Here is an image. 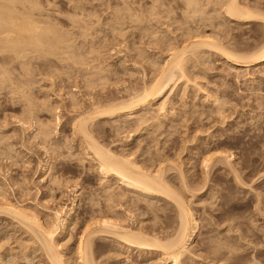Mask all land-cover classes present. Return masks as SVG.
Returning <instances> with one entry per match:
<instances>
[{"label": "rangeland", "instance_id": "374dc122", "mask_svg": "<svg viewBox=\"0 0 264 264\" xmlns=\"http://www.w3.org/2000/svg\"><path fill=\"white\" fill-rule=\"evenodd\" d=\"M20 1L26 3L25 5L23 3V5L27 6V8H28V9H25L26 8L25 7L24 8L25 10L32 11L33 13L36 12L35 13V15L37 14L36 15L37 17L35 16L36 18L41 17V18H43V19L40 18L41 20H45V21L47 20V23L48 22H50V24L52 23V26L53 27L55 26L56 29L58 31H60V33L62 35L66 34L67 35V36L65 35V37H67L66 39H68V40L70 39L69 41L71 43H73V44H69V41L66 40V41H68L67 44L70 45L73 48V50L75 49L74 51H76V52L78 51L77 54H79L83 48H84L82 50L83 52L86 50L87 51L89 50V53L84 52V55L82 56V59L84 61L83 57H85L86 54H88L89 56L87 55L86 57L89 60L85 57V60L87 59L88 61L82 62V64H81L82 68H81V67H79L80 64H78L79 66L78 65L75 66L76 64L73 62V64H75V65H73L71 59H70V61H67L69 59V56H70V55H68V53L64 54V55L67 54L68 59L66 56H64L61 53L60 55H57L59 57L56 58L57 57L56 56L55 59L53 58L54 56H52V55L50 56V54L47 55V56H49L48 58H47V56L42 57V58H46V60L42 59L40 56H39L40 58L39 57L35 58L38 56V54H37V56H35L36 55L35 54L34 56H32L33 57L32 58L31 54H30V56H29V60H31L30 61L31 63L29 62L30 65L28 63H25V65L28 64V66L23 67L24 66L23 63H22L23 66L22 65L20 66L21 63L18 62L17 60H15V61L20 63L19 65H18V63L14 62L13 60H12L13 62L11 61L10 56H12V54L8 55L6 53L7 54L6 56L3 54L2 55L0 54V56H2V57L4 56L3 58L0 57V59H5L2 61L0 60V62L2 63V66L4 64L6 65V66H3L4 69L8 65L6 63H9V65H8L9 67H7L8 68L7 71H9V69H11V70L9 71L8 78H10V80H11V77H12V79H13L10 82L9 79H6L5 77H3V80H5V81L8 80V81L5 84L3 83V85H2L1 83L4 81H2L1 79H2V76H4V75L3 74L1 75V73H3V72H0V75H1V77H0V89H1L0 90V143H1L0 144V187L4 188L3 190H6L5 193L7 194V197L12 202L17 203V204L20 203V205L29 208L31 212L34 211L35 214L38 213L37 215H39V218H41L42 221L45 220V222H46L47 219H45V218L50 217V218H48V221L49 222L52 221L50 223L55 224V221H54L55 220V217H54L55 214L53 215V213L56 212L57 210L58 211L60 210V212H61L60 214L63 215V216L61 215L62 218H68V220L74 222V224L70 225V227L68 229L69 232H67L66 234H61V237L59 236V240L61 241L62 249L65 247L63 249V254L66 256V260L70 261V262L67 261L68 262L67 264H76L75 263V262H77L76 256H75V254H73V253H75L73 250H75L76 246H77V242H76V241H78L77 240L78 239V236H77L78 231L77 230H80L81 228H82L81 230H83V228L86 227L85 222L89 221L90 218H92L90 221V225H94L95 223L99 222L98 216L101 217L102 212L105 211L106 208L107 209H109V208L107 207L108 202L107 203H106V201L104 202L103 197H106V196L104 195L103 191L101 189H99V191L97 190L98 188H100L99 185H101V184H99L101 182V180H99L101 178V176L98 173L96 174V172L93 169H90L89 166H91V164L89 162L86 163L87 162L86 160L85 161H79V159L83 160L84 154L86 152L85 151L86 145H83L84 142L82 141L81 136H78L79 134H76L73 132L72 124L74 121H76L80 117L86 116L85 115L86 112L88 113V111L91 110L90 114L93 113L94 112L93 110L95 109V108H93V105L96 104L95 102H97V104L95 105L96 107L99 105L98 106L99 109H101V108L105 109V106L108 103L114 104L116 101H119V100H120V102H122L123 100L125 101L127 98H129V100H130V98L132 99L134 97L133 95H135L136 89H137L136 93H138L139 91H142V88L144 87L143 81H146L145 84H148V83L150 84V81L152 82V79L154 78L153 76L157 72L156 69L157 70L160 69V67H158L160 65H158L157 68L154 70L150 69V71H152V72H149L148 68H150L151 64L148 65L146 63L147 66H145L146 64L144 65L143 64L144 61H142L141 59L146 58V56H149V55L150 56L152 55L153 59H154V55H155V58H156V54L159 52L158 51L159 47H158V45H156V47H158V48H155V43L162 40L159 38H163L166 41V38L168 39V34H169V36L173 35L172 37H175V35L176 36H179V35L184 36V33L189 32L190 31V25L193 26V24H192V22L186 23L187 21L182 20V21H185V23H183L184 25H180L182 23H181V21L180 22L178 21L176 23L179 25V27L182 26L183 28L181 29V27H180L179 28L180 30L177 31L178 28H174L173 24L171 23L172 18L171 19L169 18V21H168V18H167L168 15H170L171 12H173L172 10H174L173 8L171 10L170 7H168L170 5V2L172 1L171 4H173V5L175 4L173 7H175L176 9L178 7V9H180L182 11L180 5H182L184 0H182V1L179 0L180 1L179 3H178V0H171V1L170 0H165V1L163 0L164 2H162V0H160V2L156 1L157 3H160V4H161V2L165 3V6L163 7L164 9L162 8V10L160 9V11H163L162 17L164 18V20L166 17L168 23L166 20L164 22V20L162 18H161V20H162V22L165 23L164 24L165 26H163V24L161 23V20H160V22H158V24L152 23V25H154L155 31H153V27H152L150 30V34H148V33L146 34L145 30H144L145 33L142 31V28L144 27V25H142V23L140 25V23H139V22H141L140 20L142 19V17L140 16L141 19L137 18V20H136V17H137L136 15H138L137 13L141 10L138 9L139 10L138 11L135 8L136 7L138 8V5H141V6L144 5L143 8L145 9V11H148L147 9L150 8L148 5L149 4L152 5L151 3H153L155 0L154 1L152 0L153 2L151 0H145V1L144 0H81L80 1L81 3H78V0H72V2H71V0H20ZM73 1L75 4L73 3ZM146 1L147 2L149 1V3L147 5H145L147 3ZM150 1H151V3H150ZM174 1H175V3H173ZM176 1H177V4L179 6L176 4ZM247 1H252V2H250L252 4L263 3V5H264V0H247ZM31 3L33 5L35 3V6L37 7V9L34 6L33 10H32V7L29 10V6L32 5ZM126 3L127 4L132 3L135 8L132 7L131 4L127 5ZM76 6L78 8L80 6L84 7L85 10L82 8V11L84 10L83 12L85 14L83 12L81 13L80 10H76ZM124 6L125 7L131 6L130 7L131 11L133 9L134 12L133 11L127 12V7L125 8ZM141 6H140V9H142ZM129 7H128V10H129ZM121 8H122V10H120V11L123 14H121V12H118L119 9H121ZM22 9L23 8H21L20 12L23 13L25 10L23 9L24 10L23 11ZM123 9H125V13L123 12ZM169 9L171 10V12ZM178 9H177V11L175 10V13L173 12L170 15V17L172 16V17L181 18V11ZM35 10H37V11H35ZM168 10H169L170 14L167 15L166 13H168ZM28 11H26V12H28ZM26 12H24V13H26ZM86 12H89V13H86ZM74 13H76V14H74ZM116 13H119V14H116ZM127 13H128V15L130 13V15L124 16V14H127ZM143 13L144 12L142 9V16L144 15ZM148 13H149V11L146 14H148ZM176 13L178 14L177 16H175ZM179 13H180V17H179ZM77 14H78V16H77ZM132 14L136 17H133ZM92 15H93V18H92ZM115 15H118V16L115 17ZM120 15H123L122 16L123 20L121 19L122 22L121 23H120V21L115 22V21H117V19H115V18H118V17L122 18ZM140 15H141V12H140ZM148 15H150V14H148ZM165 15H167V16H165ZM128 17H131V18H128ZM138 17H139V15H138ZM83 18H85V20H81ZM124 18H126V19H124ZM133 18L135 19V23H133V21H134ZM112 19H113V21H112ZM219 19L220 18H218V21L220 23L219 25H221V23H222V24H224L223 27L221 25L219 28V25H218L219 29L217 27H215V28L212 27V28H214V30L217 28V30H215L216 33L218 31H220V32H218L219 35L221 34L220 36L218 35L219 39H221V36H223L222 39L224 41H225V38L226 39L229 38V40H232V45H233V41H235L234 49L237 48L236 53H238V54H240V52H241V54L242 53L243 54L244 53H246V54L255 53V51L260 49V47H262V45L264 44V37H263L264 34L261 35L262 31L260 34V30H261L260 28H262L260 26H262V24H260V25H259V23L252 24V25H254L252 28V26H250L251 24L238 26L235 22H231V23H229L230 25H227V27H228L227 28L226 24H225L227 22L225 20H222V18L220 20ZM86 20H87V22H86ZM128 20H130V21H128ZM82 21L84 24H86V26L84 28H83L84 24H82ZM152 21L157 22L155 17L153 18V16H152ZM128 22H131L134 25L131 24V26H130V23L127 24ZM169 22L171 23L172 26L169 24ZM97 23H99V24H97ZM116 23H118L117 24L118 26H116ZM136 23H137V25H136ZM159 23L162 25H160ZM126 24L129 25L130 27L133 26L132 28H130V30L132 29L131 32L129 30V27L126 26ZM167 24H169L171 26V28H170L171 30L176 29L175 32H177V33L175 34V32H174V34H173L172 31L168 27L169 25H167ZM186 24H189V25L187 26ZM89 25L91 27H89ZM178 25H176L175 27H177ZM80 26H82L81 31L79 30L80 28H78ZM92 26H93V28H92ZM113 26H115V28L119 27L120 30L114 29ZM121 26L127 27L128 29L124 28L125 30L122 32ZM135 26H137V27L135 28ZM141 26H143V27H141ZM166 26H167V29L166 28L164 29V27H166ZM186 26H187V29H189V30L186 29ZM248 26H249V28H248ZM94 27L96 29H94ZM110 27H112V29H110ZM221 27L224 29H222ZM225 27L227 29L228 34H226V31L223 32L225 30ZM210 28L207 27L206 29L205 28L203 29L204 32L207 33L206 35H208L210 32H212L209 34L210 36H211V34L213 35L215 33L214 30H212V29L210 31ZM89 29H91V30H89ZM158 29L159 30L161 29L162 31L161 30L158 31ZM220 29L223 30L222 31L223 33H221ZM84 30H86V31H84ZM114 30H115V32H114ZM128 30H129V32H128ZM138 30L139 31L141 30L143 32V33L142 32L139 33L141 35L140 36L141 40L139 39V34H138L139 31ZM184 30H186V31H184ZM152 31L155 33V35H154V33H153V35L157 38L156 40H154L155 39L154 38L153 42L151 40L152 38L150 39V36L151 37L153 36ZM156 31L158 33L160 32V35L162 37L160 35L159 36L157 35L159 37L158 38L156 36V34H157ZM165 31H166V35H164ZM169 31H171L172 35H170L171 33ZM208 31H209V33H208ZM82 32H83V34H85V37H87V39L85 37H82V35H81ZM117 32L120 33L121 35H122V33H124V35H126V36H124V35L118 36ZM127 32L130 34H128ZM181 32H182V34H179ZM224 33L230 37H227ZM133 34H134V36H133ZM90 35L92 36L91 38H89ZM144 35H146V36L144 37ZM147 35H149V39H150L149 41L151 44L150 45L151 48H149V45H148V47L146 45V42L148 41V38H146ZM214 35H216V34H214ZM127 36H130V37L127 38ZM142 36L145 39L142 38ZM164 36H165V38H164ZM214 37L217 38V35ZM231 37H232V39H230ZM142 39H143V41H146L145 43L143 42L144 45L142 44ZM85 40H87V41L92 40V41H90V43L94 42L97 45L94 43L90 44L87 41H86L87 42L86 43ZM157 40H159V41H157ZM127 41L128 42L130 41V43H128ZM149 41H148V43H149ZM154 41H156V42H154ZM93 44H94V47H95V45H96V47H98V48H96V47L94 48L97 51L99 50L98 52L95 51L94 49L92 50ZM139 44L141 45V47H139ZM80 45H81V47H80ZM89 45H90V47H89ZM131 45H132V48H130ZM134 45H136L135 48H134ZM75 46H76V48H75ZM142 47H144L145 50ZM133 48H134V50L138 49V48H139V50L142 49V51L141 50L140 51L142 53H144V55H145L146 51H148L149 53L146 52V53H148V55H145V57H144V55H142L140 53V51L136 53L137 55H135L133 53V51H134ZM152 48H155V49H152ZM82 51H81V53H82ZM99 52H101L100 55H99ZM134 52H136V50ZM94 53H97V54L95 55ZM209 53H211V55H213V56H211ZM32 54H34V52H32ZM132 55L135 57L137 56L136 58H138V59H136ZM139 55L143 56V57L142 58L138 57ZM157 56H159V55H157ZM206 56H208V57L204 56V57H202V59L201 58L199 59L201 62L204 61V63L202 64L203 67L200 66L199 64L195 63L197 66L198 65L200 66V67L198 66L199 69L194 64L193 66H195V68L197 67L195 70L196 72L193 70V69H195L193 67V68H191V73H189V74H191L190 76L193 79V81L194 82L196 81L195 83H198L200 80L202 83L199 82L198 84H200L201 86H203L205 84L204 88L205 89L208 88L206 90V93L208 92L212 95V98H211L212 101L206 102L208 104L207 105L206 103H204L205 101H207L206 97H204L203 95H200L199 97H197V96L195 97L194 93H192L194 100L191 99V101H193V103L191 102V104L189 106H187L188 109L186 107H185L186 109L184 107L182 109V102L181 101H180L181 103L178 102V105H179V110H183V112L185 111L184 113H187V114L192 113V111L195 112L198 110V112H196L198 115L196 113H194V115L196 117L197 116L199 117V115L201 114L199 112L201 110H202L201 112L205 111V112H203V115L205 113V114H207V116L204 115L206 117L205 118V117H202L203 115L201 114L200 115L201 116L200 122H203L205 124H207V123L209 124V122L211 121L210 122L211 124H209V125L212 127H213V125H215L213 128H215V127L216 128L213 129L212 127H210L208 125H207V128L210 127L209 129H212L211 130L212 132L209 129H208L210 131L209 133H208V131H204L205 129L203 128L204 129L203 130L201 128V126H200V128L202 130L201 129L196 130V128H199L198 126L195 128H192L191 130H186L184 127L185 123L179 122L181 125H177V126L174 125V128H173V129H175L177 127L176 128L177 131H176V129L172 131V128H171V130H169V131H172L171 132L172 135L170 134L171 136H169V132L167 129L170 127V125H169V123H166V125H169V127L167 126L168 128L166 127L167 129L165 128L166 129V131H165L164 127L166 125H164L162 130L165 131L164 134H166V132H167V135L159 136V132L162 130H160L158 132L155 131V134L153 135L154 136L153 137L154 140H153L152 137H149V136H151V134L153 132H151V133L148 132V133L143 134V131H142V129H140L139 126H134L137 123L136 122L134 123L132 121V118H128L127 116H124V115H122L121 117L117 116V118L114 117L111 119L110 118H107L105 120L102 119V120L98 121L99 123L97 122V124H92L91 129L93 131V128H95L96 127L95 125H97V127L94 129L97 132L93 131V133L96 137V138L95 137L94 138L97 139L98 142L101 143V145H104L105 148L108 147L111 150H113V152L114 151L118 152L117 154H120V152H121V154H123L122 152H125V154L127 153L126 155L132 156V159H135L138 162L140 161L139 162L140 165L143 164L145 166V163L147 164L149 162L147 159V158H149L150 162H152V163L156 159L157 161L156 160L155 161L158 162L157 164H159L162 167L161 163L164 161L163 159L165 158V156L167 158L168 157L170 158V159L169 158L167 159L168 162L171 161V162H169V167H167L168 162L166 163V160L163 162L164 165L162 168H164V166L167 169L170 168V170H168L167 173L165 171V175H166V177L169 176L168 179H170L171 181H174V182H170V180H169L170 183H174L173 185L179 191V192L177 191L178 194H180V191H181L182 194H180V196L184 197L183 199H185V202L193 210V212L195 213V217L198 221L197 236L192 241V244H191L190 250H189V254L187 253V255H186L187 257H185L186 260L184 259L182 264H193L192 263L193 260H194L195 264H264V77H263L264 74L261 73L262 74V76H261V74H259L260 72H259L258 68L248 69V71H249L248 74H250V75H247L246 72H248V71H246V69L245 70L243 69L244 72H242V73H241L242 69L236 71V72L240 71L239 73H236L233 69H231L233 71L230 70V66H227L228 64H226V62L223 59L219 58L215 54H212V52H208L206 54ZM94 57H95V59H93ZM131 57H133L134 60ZM209 57H211V58H209ZM215 57H217V58H215ZM6 58L7 59L10 58V59L7 60ZM62 58H64V61H62L63 60ZM98 58H99V61H97ZM139 59L143 62V63L141 62L142 65H140V62L137 63L138 61H140ZM209 59H210L211 63H209L210 62ZM36 60H37V62H34ZM93 60H95L96 63ZM5 61H7V62L4 63ZM10 61L12 64H10ZM90 61H92L93 63L92 62L89 63ZM134 61L135 62L137 61L136 62L137 64L134 63ZM207 61H209V62H207ZM46 62H48V63H46ZM205 62L208 63V65ZM14 64H15V66H14ZM83 64L84 65L87 64L85 66V67H87L86 73L84 71L85 67L82 66ZM99 64L101 67L99 66ZM2 66H0L1 70L3 68ZM92 66H93V69H91ZM95 66L97 68L99 66L98 69H101V71H103V73H101L98 69L97 70L99 71V74L96 75V73L95 74H94V72L92 73V71H90V70L94 71ZM190 66H191V64H190ZM190 66H188V67H190ZM17 67H18V69H17ZM74 68H76V69H74ZM77 68H79V69H77ZM153 68H155V67H153ZM209 68H210V70H209ZM211 68L213 70H211ZM227 68H229V69H227ZM4 69L2 71H4ZM23 69H25V70H23ZM26 69H28V72ZM88 69H89L91 74L88 72ZM97 70H95V71H97ZM106 70H108V71L111 70V71L108 72ZM153 71H155L154 74H153ZM192 71H194L195 74L192 73ZM201 71H203V74L201 73ZM11 72H12V76L10 74ZM25 72H27L28 75H26L27 73H25ZM29 72H31V73L29 74ZM146 72H147V74L144 76L146 77L148 74L149 75L146 78H144L143 74ZM87 73L89 75H93V77L95 76L94 78L92 76L89 77L90 80L93 78L90 81V83L94 80H95V82L96 81L99 82L100 80L104 79L103 77H105V76L101 77L100 75H102V74L106 75L107 77L104 80L105 82L103 81L105 84L102 82L101 85H98V82H96V83L92 82L91 86L93 84V87H91V86L89 87L88 84H90V83L88 80L89 78L87 77L89 75H87ZM150 73L152 74V76H150L151 75ZM197 73H199V74L201 73V76L198 74L200 76V77L198 76L199 80H198V78H196ZM208 73H209V76L207 75ZM244 73H246V74L244 75ZM237 74H239L240 76L238 77ZM24 75H26V76H24ZM84 75H87V76H84ZM194 75L196 77L193 78L192 76H194ZM148 77L150 80L148 79ZM150 77H153V78H150ZM86 78H88V79H86ZM99 78H101V79L98 80ZM195 79H197L198 81ZM27 80L28 81L30 80L32 82L30 87H28V85H30L29 83L23 82V81L26 82ZM12 81H14V82H12ZM106 81H108V82L106 83ZM74 82H76V83H74ZM11 83H13V84H11ZM23 83L25 84V87H28V88L22 87V86H24ZM8 84H9V86H7ZM94 84H97L98 86L97 85L95 86ZM4 85H6L7 87ZM14 85L18 86L17 89H16V86H15V89H12V87L14 88ZM181 86L182 87L180 89L177 87L174 89L175 90L174 92L179 90L178 91L179 93L176 92V94L178 93L177 97H176V99H178V100H181L182 94L180 95V93H182L181 89H183L185 84L184 85L182 84ZM19 87H21V88L19 89ZM22 88L26 89V91L28 93L26 91H24ZM18 89L21 92H24L26 95L28 94L27 100L25 102H23V100H25V98L22 99L24 93H21L20 91H18ZM28 89L29 90L31 89L30 90L31 95H30V92ZM189 89H191V88L189 87ZM8 90L10 92L11 91L14 92L17 90L19 92V95H18L17 91L14 92V94H12L13 92L10 93ZM174 92H172V93H174ZM130 94L132 96H130ZM29 95L33 96V99L35 101V103H34V101H32L30 103H33L34 105L38 104V103L40 104V105L38 104L39 105L38 107H37V105H36V107L34 106L35 112L38 111L37 116H39L40 121L43 120L44 122H47L49 120H52L53 116L55 118L54 124H55V129L57 128L55 130L56 132L54 131L55 134L54 135L52 134V136L50 137L52 139L51 140L48 139V142H46V145H44V146H43L41 136L40 137L36 136L38 133L37 128L39 126V125H37L38 120H39L37 117L34 116L37 119H35L34 117L30 119L32 125L30 123H28V124L26 123L27 126H26V124L24 126H22V124L20 125V123H21L20 120L22 118H26V116H28V112L25 111V110H28V108H24L23 104L25 106L27 101L29 102V101L33 100L32 97L31 98L29 97ZM72 95H75V97L77 98V103H78V101H80L79 102L80 104L78 103L77 106L72 107L69 104V101L72 104V100H70V99H72V97L75 99V97ZM8 96H10V97H8ZM17 96H19V98ZM20 96H21V98H20ZM172 96H174V95L171 94L170 97H172ZM203 97H204V100H203ZM28 98L31 100H29ZM216 98L218 99V101H217L218 104H215V102H214L216 100ZM20 99H22V100H20ZM225 99H226V101H224ZM178 100H176V102ZM199 100L203 101V103ZM17 101H18V103H21V104H17ZM42 102H43V104L44 103L48 104V107L49 106L53 107V105H54L56 107V110L53 109L54 114L53 113L50 114L51 112L46 110V108H48L47 105L46 106L42 105L43 107L44 106L46 107L44 110V108L41 106ZM92 102H93V105H92ZM199 102H200V104H199ZM203 104H205V105H203ZM211 104H213L212 105L213 107H211ZM27 105H28V103H27ZM102 105H103V107H101ZM171 105L172 104L168 105L169 109H170V107H172ZM193 105H194V107H193ZM79 106H81V107H79ZM195 106H197V107H195ZM200 106L202 107V109ZM39 107L40 108L42 107L41 109H43V111ZM55 107H53V108H55ZM206 107L207 108L210 107V108L207 109ZM37 108H38V110H37ZM57 108H59V109L57 110ZM72 108L74 109V111L75 110L76 111L74 112ZM77 108H79V109H77ZM98 108H96V109H98ZM191 108L192 109L194 108V110H192ZM176 109L178 111L177 105L175 106V111H176ZM77 110L80 112V113L78 112L79 114H77ZM212 110H213V112H212ZM40 111L42 112V113H40L42 116L39 114ZM44 111L47 112L49 115L46 114ZM22 112L24 114H22ZM81 112H82V114H81ZM83 112H85V113H83ZM184 113H183V115H184ZM55 114H56V117H55ZM136 114L139 115L140 111H136L135 113H133V116H137ZM87 115H89V113ZM183 115H181V116H183ZM18 116L19 117L23 116V117H21V119H20ZM123 116H124V118H122ZM50 117H51V119H50ZM77 117H79V118H77ZM126 117L129 120L126 119L128 122L125 121V123H124L123 120H125ZM196 117L194 118L195 120H196ZM75 118H76V120H75ZM118 118H119L118 123L113 122L115 124L117 123L116 125L111 123L112 121H117L116 119H118ZM57 119H59L58 123H56ZM113 119H115V120H113ZM194 119H192V121L189 123V125L192 124ZM197 119H199V118H197ZM32 120H34V121H32ZM108 120L110 121V123H108L109 122ZM133 120L135 121V119H133ZM35 121L37 122V124ZM151 121H153V120H151ZM224 121H225V123H224ZM34 122H35V124H34ZM100 122H101V124H100ZM126 122H127V124H126ZM109 124H112L115 127L111 126ZM130 124H132V126L134 128L136 127V129L134 130V129L130 128ZM93 126H95V127H93ZM178 126H180L181 128ZM53 127H54V125H53ZM220 127H221V129H220ZM137 129H138V131H137ZM139 130H141V131H139ZM153 130H154V127H153ZM198 130H200V131H198ZM57 131H58V133H57ZM132 131H135V132H132ZM128 132L131 133L132 135L134 133V135L131 136ZM187 132H188V134H187ZM205 132H206V134H205ZM222 132H224V133L222 134ZM173 133H175V134H173ZM215 133L217 136L223 135L219 139H223V140L226 139V141H228V142L230 140L229 143L225 142L223 144L224 147L221 146V148L219 149V152H222L223 150H225V152H224L225 155L227 153V155L229 154L228 156H232L231 159H229L230 163L229 162H224V163H229V165L232 163L231 165H233V166H231V165H230V167L228 165L226 166L225 164H223V162H222L223 165L213 163V165L211 164L213 167L210 165L212 169L209 167V170H207V168H205L206 169L205 170L203 168V167H205V165H204V163H201V162H203L201 160L206 154H208V153H206V151H207L206 148L209 146V144H212L210 146L214 145L215 142H214V140L209 139V135L211 134V135L215 136ZM146 134L147 135L149 134V135L147 136ZM196 134H198V135H196ZM34 135H35V137H34ZM128 135H130L131 137ZM206 135H208V136H206ZM187 136H189V139H186V138H188ZM194 136H196L198 138H196ZM156 137H158L160 139H165V138L168 139L167 144L164 143L165 140L164 141L161 140L163 142L162 144H164L166 147H161V146H163L162 144L158 145L157 141L155 140ZM193 137H194V140L196 139L194 142H193ZM127 138H128V140L130 138V141H128ZM176 139H177L176 144H174L175 143L174 140H176ZM182 139L184 141L187 140V142L183 143L184 141H182ZM152 140L155 142H153ZM201 141H203V143L206 141L207 144L205 142L204 147H203V146H201V144L203 145V143ZM172 142H174V143H172ZM65 143H66V145L67 144H69V145L66 146ZM81 143H83V144H81ZM58 145L60 147L62 146L63 148L62 147L60 148ZM185 145H187V146H185ZM50 146H52V147H50ZM183 146H185V147L182 148ZM5 147H7V149H5ZM8 147H10L9 150L13 154L11 152H9ZM202 147L204 148V150L201 152L200 150L203 149ZM59 148H60V150H59ZM160 149H161V151H159ZM221 149H223V150H221ZM7 150H8V152H7ZM13 150H14V152H13ZM55 151H58V152L56 153ZM146 151H149L151 153H148ZM128 152H131V153L129 154ZM145 152L148 153L150 155V157ZM207 152H209V151H207ZM214 152H215V150H214ZM214 152L212 150L211 154ZM217 152H218V150H217ZM58 153L60 155H58ZM81 153H84V154H81ZM201 153H205V154L203 155ZM70 154L71 155L74 154V156L73 155L71 156ZM78 154H79V157H78ZM131 154H133V155H131ZM200 154L202 155V157ZM222 154H223V152H222ZM61 155H63L62 157L63 158L65 157V158L63 159L61 157ZM159 155H160V157H159ZM80 156H81V158H80ZM151 156H154L155 158L152 157L154 159H151ZM156 157H158V158H156ZM161 157H164V158H161ZM160 160H163V161H160ZM83 162H84V164H82ZM143 162H145V163H143ZM150 162L147 164L148 166L150 165ZM214 164H215V166H214ZM86 168L88 170L90 169L91 171L89 170V172H88V170ZM180 169H181V171H180ZM48 170H49V172H48ZM50 171H52L53 173ZM182 172H183V174H185L184 175L185 179H183V180L185 181L187 179L186 180L187 182H185V184H188L189 189L185 186V184L183 183V181L181 179V177L183 175L180 177V174ZM207 172H209L208 175H206ZM49 173H50V175L55 174L57 176V178H59L58 176H61L60 177L61 180H62V177L64 179L62 181L64 184L63 186H65V187L62 186L63 189L61 188V190H62V191L60 190L61 193H60V191H55L53 193L54 198H57L56 200H57L58 204L61 206V208H59L60 206H56L55 203L52 204V201H49L50 198L46 197L47 188H45V187L48 184L46 181L50 180ZM48 175H49V178H48ZM46 177H47V179H45ZM23 180L26 181L27 184ZM65 182H68V184ZM17 183H18V185H17ZM77 185L78 186L80 185V187H82L81 189H83V190L77 189V188H79ZM182 185L185 186V189L183 188ZM76 189L79 192L84 191V192H81L82 195H80V197L79 196L76 197L77 196ZM116 191L117 190H114V192H116ZM126 192H125V190L122 192L123 194L124 193L126 194V196L124 195L125 197L123 196L122 193H121L122 196L120 195L122 198H120V196H118L120 198V200L118 197H116L115 198L116 200L113 199L111 202H109V204L111 203L110 205L112 207L108 210L109 212L106 211V213H105L106 215L103 212V214L105 216H107L108 218L109 217L113 218V220H116V218L118 216H122L123 218L121 217L119 219V217H118L117 221L120 223L124 222V224L122 225L124 228L127 227V229H129V228L132 229V227H133V230L139 228V230H137V231H140L143 234L146 233L145 234L146 236H147V234H149L150 235V236L148 235L149 237H154L156 235V237H154V238L158 237V239H160L162 241L169 240L170 236L173 235L172 233H174V235H175V233H176L175 231H177L178 228L180 227L179 226L180 221H179V216H178L179 211H177V207L175 206V204H173L174 202H172V201L168 202V200L163 199L161 197H158V198L157 197H148V196H144V195L142 196L141 194L139 195L138 193H134V192H130V191H126ZM101 194L103 197L100 196ZM115 194H119V192L118 193L116 192ZM106 200H107V197H106ZM88 201L90 204L88 203ZM116 201L118 204L119 203L120 204L118 205L116 203ZM94 203H95V205H93ZM113 203H115V204L113 205ZM104 204H105V206H104ZM71 206L73 207V209ZM113 206H115V208ZM92 207L93 208L95 207V208L93 209ZM103 207H106V208H104V210H103L102 209ZM33 208L35 210H33ZM112 208H114V212L112 211L113 210ZM98 209H99V211H100V209L103 211L99 212ZM0 210H2L1 207H0ZM94 211H97L96 213L98 214V216ZM115 211H116V213H115ZM4 212L6 213L7 211L4 210ZM111 212L114 214H112ZM108 213H110V214H108ZM10 215H8V212H7V214L0 213V258H1V260H3V262L1 261V264H3V263L4 264H48L46 257L43 255L41 257L42 252L40 253L41 249H39L40 248L39 243H37L36 242L37 240L35 238H33L34 237L33 234L30 235L31 232H29L28 228H27V231L29 233L26 231V228H25L26 226L23 222H20V223H23L22 225L25 227L20 225V223L18 222L19 219L18 220H16L17 218L14 219V217L12 215H11L12 216V218H11ZM64 215H65V217H64ZM95 215L98 217V220L95 219V217H96ZM105 216L102 215L100 220H103L102 218H104ZM93 217L95 219L94 220L95 223H92ZM107 217H105V219H108ZM114 217H116V218H114ZM75 219L78 222H76ZM122 219H123V221H119ZM77 223H78V226H77ZM82 224H84L85 226ZM87 225H89V223H87ZM75 226H76V228H75ZM78 227H80V228H78ZM31 236H33L32 238L34 239V241H33V239H31ZM173 237H171V238H173ZM114 239L115 238H113V239L112 238H109V239L108 238L107 239L102 238L101 241L99 240L98 243H100L99 245H101V247L97 244V250L99 249L98 251L101 255L98 253V255H97L98 258H96V264H172V263L166 262V261H164L166 263L162 262V258H159V256L161 257V255H162L160 253H156L157 255L155 253H154V255H152L151 253L149 255H147L149 252L141 251L139 249H134V248L130 247L132 249L131 250L127 245H125L124 243L121 242L122 240L120 241V239H116V240H114ZM34 242H36V244ZM66 243H67V245L64 246ZM119 243H120V245H118ZM122 244H124V245H122ZM98 246H99V248H98ZM124 246H127V247H124ZM121 247H123L122 250H121ZM127 248L130 249V251ZM37 250H39V252H37ZM33 251H35V252H33ZM127 251H129V252H127ZM145 252H147V253H145ZM141 253H143V255H141ZM74 260H75V262H74ZM97 260H98V262H97ZM189 261H191V263H189Z\"/></svg>", "mask_w": 264, "mask_h": 264}, {"label": "bare ground", "instance_id": "6f19581e", "mask_svg": "<svg viewBox=\"0 0 264 264\" xmlns=\"http://www.w3.org/2000/svg\"><path fill=\"white\" fill-rule=\"evenodd\" d=\"M81 0H78V3H81L80 2ZM145 1V0H144ZM152 1V0H151ZM151 1H150V3H151ZM154 1V0H153ZM152 1V2H153ZM160 2V0L158 1V0H155L153 3H151L152 5H148L150 8H148L147 10L149 11V13L148 14H150V15H148V14H146L148 11H145V9L143 8L144 7V5L143 6H141V5H138V8L136 7H134L133 6V4L132 3H129V4H127V5H130L131 4V6L132 7H134L136 10H141V11H137L138 13V15H139V17H138V15H136V16H134L133 14V17H136V20H137V18L138 19H141V17H142V19L140 20L141 22H139L140 23V25H141V23H142V25H144V27L143 26H141V27H143L142 28V31L144 32V30L146 31V34L148 33V34H150V30H151V28L153 27V31H155L154 29V25H152V23H157L158 24V22H160V20H161V18L164 20V18L162 17L163 15V11H160V9L162 10V8L165 6V3H162V2H164L163 0H162V2H161V4L160 3H157V2ZM171 1V0H170ZM169 1V2H170ZM182 1V0H181ZM39 2V1H38ZM71 2H72V0H71ZM141 2V1H140ZM147 2V1H146ZM180 1L178 0V3H179ZM250 2H252V1H247V0H184V2L182 3V5H180V7H181V9H182V11L180 10V9H178V7H177V9L178 10H180L181 11V18H178V17H170V15L174 12L175 13V10L177 11V9L175 8V7H173L174 5L173 4H171L172 3V1L170 2V5L172 6H168V7H170V9L172 10V8L174 9V10H172L173 12H171V10H170V12H171V14H170V12H169V10H168V13H166L167 15L168 14H170V15H168V21H169V18L171 19V23L173 24V26H174V28H178L177 29V31L178 30H180L179 28L181 27V29L183 28L182 26H180L179 27V25L176 23V22H180L181 21V23L182 24H180V25H184L183 23H185V21H187L186 23H188V22H192V24H193V26H191L190 25V31L189 32H186V33H184V36H181V35H179V36H176L175 35V37H172L173 35H172V33L174 34V32H175V30H171L170 28H171V23L169 22V24L171 25H169V24H167V25H169L168 27H169V29L172 31V33H171V31H169L171 34L170 35H172V36H169V32L167 33L168 34V39L166 38V41L163 39V38H159L158 36L160 35V32L158 33L157 31H156V36L159 38V39H162V40H157V41H159V42H156V41H154V42H156L155 43V48H158L159 50V52L156 54V58H155V55H154V59L152 58L153 56L151 55H149V56H146V58H143V59H141L143 56H140L141 54L142 55H144V53H142L141 51H142V49H140L139 50V48L138 49H135L136 50V52H134L135 50H134V48L136 47V45H134V48H133V53L135 54V55H137L136 53L137 52H139L140 51V55L138 56V57H141L140 59L142 60V61H144V63L140 60V61H136L137 63H139L140 62V65H142L141 64V62L145 65L146 63L149 65V64H151L150 65V68H148L149 69V72H152V71H150V69L152 70H154V69H156L157 68V66L158 65H160V66H158V67H160V69L159 70H157L156 69V73H155V71H153V74L155 73V75L153 76V77H150V78H153L152 79V82L150 81V84L148 83V84H145V82L146 81H143L144 82V87L142 88V91H139L138 93H136L137 92V89L135 90V95H133L134 97L131 99L130 98V100H129V98H127L125 101L123 100L122 102H120V100L119 101H116L114 104H106V106H105V109H102L101 107H103V105L100 107L101 109H99L98 108V106L96 107L95 105L97 104V102H95L96 104L95 105H93V102H92V105H93V108H95L93 111V113H91L90 114V111H88V113H89V115H87L88 113L86 112H83V113H85V115L86 116H82V117H77V118H79V119H77L76 120V118H75V120L76 121H74L73 122V124H72V130H73V132L74 133H76V134H79L78 136H81V139H82V141L84 142V144L83 143H81V144H83V145H86L85 147V154L84 153H81V154H84V157H83V160H80L79 159V161H87L86 163H90L91 164V166H89L90 167V169H93L95 172H96V174L98 173L100 176H101V178L99 179V180H101V182L99 183V184H101V185H99L100 186V188H98L97 190L99 191V189H101L102 191H103V193H104V195L107 197V200H106V197H103L102 196V194L100 195V196H102L103 198H104V202L106 201V203L108 204H106L107 205V207L110 209L112 206L109 204V202H111L113 199H115L116 197H118V196H120L121 195V193L125 190V192L126 191H130V192H134V193H138L139 195L141 194L142 196L144 195V196H148V197H161V198H163V199H166V200H168V202L170 201H172V202H174L173 204H175V206L177 207V211H179V228H178V230L177 231H175L176 233H175V235H174V233H172L173 235L172 236H170V239L169 240H164V241H162V240H160V239H158V237L157 238H154V237H156V233L154 234L155 236L154 237H149L150 235L149 234H147V236L145 235V234H143L142 232H140V231H137V230H139V228L138 229H135V230H133V227H132V229H127V227L126 228H124L122 225L124 224V222L123 223H120V222H118L117 221V219H118V217H119V219L122 217V216H118L117 218L116 217H114V218H116V220H113V218H108L107 216H105L106 214V211H108L109 209H107L106 207H103L102 209L104 210V208H106L105 209V211H103V210H101L100 209V211H99V209H98V211L99 212H104V214H103V212H102V214H101V217H102V215L103 216H105V217H107L108 219H105V217L104 218H102L103 220H100V216H98V214L96 213L97 211H94L96 214H97V216L99 217V222H97V223H95V219H97L98 220V217L96 218L95 217V219H94V217H93V222L92 223H95L94 225H90V221H91V219L92 218H90V220L89 221H87V222H85L86 223V227H84L83 228V230H77L78 232H77V236H78V241H76L77 242V246H76V249L75 250H73L75 253H73V254H75V256H76V261L77 262H75V260H74V262L76 263V264H96V258H98V253H99V249L97 250V244L99 245L100 243H98L99 242V240L101 241V239L102 238H115L114 240H116V239H120V241L122 242V243H124L125 245H127L129 248L130 247H132V248H134V249H139V250H141V251H147V252H149L147 255H149L150 253L152 254V255H154V253L156 254V253H160V254H162L161 255V257L159 256V258H162V262H164V261H166V262H170V263H172V264H182L183 263V261H184V259H185V257H187L186 255H187V253L189 254V250H190V246H191V244H192V241L194 240V238L197 236V233H198V221H197V219H196V217H195V213L193 212V210L189 207V205L185 202V199H183L184 197H181L180 196V194H182L181 193V191H180V194H178V190H177V188H175V186L173 185L174 183H170V182H174V181H171L170 179H168L169 178V176H167L166 177V175H165V171H166V173L168 172V170H170V168H166L165 166H164V168H162L163 167V162L166 160V163L168 162V158L165 156V158L164 157H161V158H164L163 160H160V161H163L161 164H162V167L159 165V164H157L158 162H156L155 160L153 161V163L152 162H150V160H149V158H147L148 159V161L150 162V165L148 166L147 164L149 163H145V162H143V163H145V166L142 164V165H140V161L138 162V161H136L135 159H132V156H130V155H126L125 154V152H122L123 154H121V152H120V154H117L118 152H113V150H111L110 148H105L104 147V145H101V143H99L98 142V140L97 139H95L96 137H95V135H94V133H93V131L94 132H97V131H95L94 129L97 127V125H95V126H93V127H95V128H93V131H92V124H97V122L98 121H100V120H102V119H107V118H114V117H116L117 118V116H122V115H124V116H127L128 118H132V121L135 123H137L136 125H134V126H139L140 127V129H142V131H143V134H145V133H148V132H153L152 134H151V136H149V137H152V139H153V135L155 134V131L156 132H158V131H160V130H162L163 129V126L164 125H166V123H169V125H170V127H169V125H166L165 127H164V130L166 131V129L168 130V132H169V136H171L172 135V131L173 130H175V129H173L174 128V125L175 126H177V125H181L179 122H184L185 123V125H184V127H185V129L186 130H191L192 128H195V127H199V128H196V130L197 129H203L204 131H208V133L212 130V129H209L210 127H212V126H210L209 124H211L210 122H209V124L207 123V124H205V123H203V122H200L201 121V114L203 115V112H205V111H203V112H199V113H201L200 115H199V117L197 116H195L194 115V113H196V112H198V110L197 111H192V113H184L183 112V110H179V105H178V102H182V109H183V107L185 108H187V106H189L190 104H191V102L193 103V101H191V99H193V94L192 93H194V96L196 97H199L200 95H203L204 97H206V100L207 101H205L204 103H206V102H209V101H212L211 100V98H212V95L210 94V93H206V90L208 89H205L204 87V85L203 86H201L200 84H198L199 82L200 83H202L200 80H199V77L201 76V73L203 74V71H201V73L199 74V73H197V77L194 75V76H192L193 78L194 77H196V78H198V80H199V82L198 83H195L194 81H193V79L191 78V74H189V73H191V68H195V66H193L195 63H197V64H199L200 66H202L203 67V63H204V61L203 62H201L199 59L201 58L202 59V57H208V56H206V54L208 53V52H212V54H215L216 56H218L219 58H221V59H223L225 62H226V64H228L227 66H230V70L231 69H233L235 72L236 71H238V70H240V69H242V71H241V73L242 72H244L243 71V69L245 70L246 69V71H248V69H251V68H258L259 69V74H264V44L262 45V47H260V49H258L257 51H255V53H248V54H246V53H242L241 54V52H240V54H238V53H236L237 52V48H235L234 49V47H235V41H233V45H232V40H229V38L228 39H226L225 38V41L222 39V37L223 36H221V39H219L218 37L221 35H219L218 34V32H220V31H218L217 33L215 32V30H217V28H218V25L220 24L219 23V21H218V18H222V20H225L227 23H225L226 24V27H227V25H230L229 23H231V22H235L238 26L240 25V26H243V25H250V26H252V28H253V26L254 25H252V24H255V23H259V25L260 24H262V26H260V27H262V28H260L261 30H260V34H261V31H262V34L261 35H263L264 34V5H263V3H261V4H252V3H250ZM23 3L24 2H21L20 0H0V54L2 55H11L12 54V56H10V58H11V61L13 60L14 62H16L15 60H17L18 62H20V63H18V62H16V63H18V65L20 64V66L22 65V63L24 64V66L23 67H25V66H28V64H29V62L31 61V60H29V56H30V54H31V57L32 56H34L35 54V56H37V54H38V56L37 57H35V58H38L39 56L42 58V57H45V56H47L48 54H50V56L52 55V56H54L53 58L55 59V57L57 56V55H60L61 53L64 55L65 53H68V55H70L69 56V59H68V57H67V54L66 55H64V56H66L67 57V61H70V59H71V61H72V64H73V62L76 64H73V65H75V66H77L78 64H80V66L79 67H81V64H82V62H84V61H88L89 59L86 57L88 54H86V58L88 59H86L85 60V57H83L84 58V61H83V59H82V56L84 55V52H87V53H89V50L87 51H82V53H81V51H80V53L79 54H77L78 53V51L76 52V51H74L73 50V48L70 46V45H68L67 44V42L70 40H68V39H66L67 37H65V35H62L61 33H60V31H58L57 29H56V27L54 26H52V23L50 24V22H48L47 23V20L45 21V20H41V19H43V18H41V17H39V18H36L37 16V14L35 15V13H33L32 11H28V10H25V9H28L27 8V6H24L26 3H24V5H23ZM29 3V2H28ZM27 3V4H28ZM70 3V2H69ZM73 3H74V1H73ZM139 3V2H138ZM149 3V1L145 4V5H147ZM173 3H175V1L173 2ZM32 4V3H31ZM30 4V5H31ZM75 4V3H74ZM77 4V3H76ZM83 4V3H82ZM81 4V5H82ZM125 4V5H126ZM169 4V3H168ZM176 4H177V1H176ZM78 5V4H77ZM86 5V4H85ZM178 5V4H177ZM35 6V3H34V5L32 4L31 6H29V10L31 9V7H32V10H33V7ZM39 6V5H38ZM79 6V5H78ZM130 6V7H131ZM140 6H141V8L143 9V16H142V9H140ZM179 6V5H178ZM26 7V8H25ZM36 7V6H35ZM81 7V6H80ZM79 7V8H80ZM96 7V6H95ZM125 7V6H124ZM127 7V6H126ZM125 7V8H126ZM129 7V6H128ZM128 7H127V12L128 11H131V8L129 7V10H128ZM179 7V8H180ZM21 8H25L23 11L24 12H26V11H28V12H26V13H22V12H20L21 11ZM77 6H76V10H80V12L82 13L85 9H84V7H81L80 9H79ZM82 8L84 9L83 11H82ZM35 9V8H34ZM36 9H37V7H36ZM151 9V10H150ZM164 9V8H163ZM40 10V9H39ZM44 10V9H43ZM120 10H122V8L121 9H119V11L118 12H121ZM35 11H37V10H35ZM90 11V10H89ZM132 11H133V9H132ZM131 11V12H132ZM123 12L125 13V9H123ZM130 12V13H131ZM134 12V11H133ZM136 12V11H135ZM140 12H141V15H140ZM179 12V11H178ZM39 13V12H38ZM84 13V12H83ZM86 13H89V12H86ZM130 13H129V15H130ZM74 14H76V13H74ZM79 14V13H78ZM78 14H77V16H78ZM85 14V13H84ZM94 14V13H93ZM116 14H119V13H116ZM121 14H123L122 12H121ZM147 16H146V15ZM40 15V14H39ZM83 15V14H82ZM91 15V14H90ZM125 15H127V16H129L128 15V13L127 14H124V16ZM131 15V16H132ZM167 15H165V16H167ZM178 14L176 13V15L175 16H177ZM36 16V17H35ZM76 16V17H77ZM80 16V15H79ZM84 16V15H83ZM116 16H118V15H115V17ZM121 17L123 16V15H120ZM126 16V17H127ZM141 16V17H140ZM152 16H153V18L155 17V19H156V21L157 22H153L152 21ZM164 16V17H165ZM174 16V15H173ZM72 17V16H71ZM82 17V16H81ZM80 17V18H81ZM88 17V16H87ZM95 17V16H94ZM99 17V16H98ZM179 17H180V13H179ZM41 18V19H40ZM46 18V17H45ZM91 18V17H90ZM92 18H93V15H92ZM96 18V17H95ZM119 18V17H118ZM115 18V19H117V21H115V22H118V21H120V23L122 22L121 21V19L123 20V17L122 18ZM128 18H131V17H128ZM167 18L165 17V20L167 21ZM48 19V18H47ZM99 19V18H98ZM114 19V18H113ZM113 19H112V21H113ZM124 19H126V18H124ZM219 19V20H220ZM49 20V19H48ZM80 20V19H79ZM81 20H85V18H83V19H81ZM93 20V19H92ZM132 20V19H131ZM134 20V21H133ZM133 23H135V19L133 18ZM165 20H164V22H165ZM182 20H185V21H182ZM221 20V21H222ZM77 21V20H76ZM125 21V20H124ZM127 21V20H126ZM128 21H130V20H128ZM168 21H167V23H168ZM218 21V22H217ZM220 21V22H221ZM224 21V22H225ZM78 22V21H77ZM81 22V21H80ZM85 22V21H84ZM86 22H87V20H86ZM137 22V21H136ZM164 22H162V20H161V23L163 24V26H165L164 24ZM223 22V21H222ZM95 23V22H94ZM119 23V24H120ZM126 23V22H125ZM130 23V26H131V24H133V23H131V22H128L127 24H129ZM78 24V23H77ZM80 24V23H79ZM82 24H84L83 23V21H82ZM81 24V25H82ZM97 24H99V23H97ZM108 24V23H107ZM111 24V23H110ZM115 24V23H114ZM118 23H116V26H118L117 25ZM124 24V23H123ZM126 24V26L127 27H129V30H130V28H132V27H130L129 25H127ZM160 24V23H159ZM162 24H160V25H162ZM175 24V25H174ZM191 24V23H190ZM56 25V24H55ZM121 25V24H120ZM125 25V24H124ZM134 25V24H133ZM136 25H137V23H136ZM176 25H178L177 27H175ZM187 26L189 25V24H186ZM221 25H222V27H223V25L224 24H222L221 23ZM221 25H219V28H220V26ZM86 26V24H84V26H83V28ZM187 26H186V29H187ZM211 28H210V27ZM81 27L82 26H80V27H78V28H80L79 30L81 31ZM89 27H91L90 25H89ZM98 27V26H97ZM127 27H123V26H121V30H122V32L125 30L124 28H127ZM137 26H135V28H136ZM140 27V26H139ZM194 27V28H193ZM210 28V31H211V29L212 30H214V28L215 27H217L215 30H214V34H216L217 35V38L216 37H214V36H216V35H212L211 34V36L209 35L210 33H212V32H210L209 33V31H208V35H206L207 33H205L204 32V28L206 29V28ZM212 27H214V28H212ZM221 27V28H222ZM226 27H225V30L223 31V30H221V33H223V32H225L226 31V34H228L227 33V29H226ZM88 28V27H87ZM92 28H93V26H92ZM113 28L114 29H118V30H120V28L118 27V28H115V26H113ZM163 28V27H162ZM167 29V26L166 27H164V29ZM173 28V27H172ZM189 28V27H188ZM218 28V29H219ZM228 28V27H227ZM248 28H249V26H248ZM94 29H96L95 27H94ZM110 29H112V27H110ZM128 29V28H127ZM134 29V28H133ZM222 29H224V28H222ZM88 30V29H87ZM89 30H91V29H89ZM129 30H128V32H129ZM132 30V29H131ZM131 30H130V32H131ZM136 30V29H135ZM161 30V29H160ZM159 29H158V31H160ZM187 30H189V29H187ZM83 31V30H82ZM84 31H86V30H84ZM95 31V30H94ZM113 31V30H112ZM139 31V30H138ZM141 30L138 32V34L140 33V32H142ZM148 31V32H147ZM152 31V35H153V32ZM162 31V30H161ZM168 31V30H167ZM183 31V30H182ZM184 31H186V30H184ZM206 31V30H205ZM223 31V32H222ZM114 32H115V30H114ZM126 32V31H125ZM127 32V33H128ZM134 32V31H133ZM142 32V33H143ZM230 32V31H229ZM64 33V32H63ZM85 33V32H84ZM90 33V32H89ZM93 33V32H92ZM126 33V34H127ZM135 33V32H134ZM145 33V32H144ZM165 34L164 35H166V31L164 32ZM177 32H175V34H176ZM87 34V33H86ZM116 34V33H115ZM117 34H118V36L119 35H121L120 33H118L117 32ZM116 34V35H117ZM128 34H130V33H128ZM127 34V35H128ZM162 34V33H161ZM179 34H182V32L181 33H179ZM225 34V33H224ZM225 34V35H226ZM82 37H85V34H83V32H82ZM84 35V36H83ZM122 35H124V33H122ZM121 35V36H122ZM136 35V34H135ZM154 35H155V33H154ZM153 35V36H154ZM163 35V34H162ZM219 35V36H218ZM223 35V34H222ZM65 38H64V37ZM67 36V35H66ZM124 36H126V35H124ZM133 36H134V34H133ZM140 34H139V39H140ZM146 35H144V37H145ZM151 37L150 36V39L152 40V42H153V39L154 40H156L157 38L154 36V37ZM161 36V35H160ZM181 36V37H180ZM213 36V37H212ZM227 37H230V36H228V35H226ZM232 36V35H231ZM69 37V36H68ZM92 36L90 35V37L89 38H91ZM128 37H130V36H127V38ZM132 37V36H131ZM143 36H142V38H144ZM162 37V36H161ZM225 37V36H224ZM263 37H264V35H263ZM86 39H87V37H85ZM146 38H148V41L150 40L149 39V35H147V37ZM164 38H165V36H164ZM83 39V38H82ZM145 39V38H144ZM230 39H232V37L230 38ZM66 40H68V41H66ZM126 40V39H125ZM141 40V39H140ZM229 40V41H228ZM234 40V39H233ZM87 40H85V42H86ZM90 41H92V40H90ZM90 41H87V42H89L90 43ZM123 41V40H122ZM148 41L146 42V41H143V39H142V44L144 45V43L146 42V45H147V47H148V45H149V48H151L150 47V41H149V43H148ZM84 42V43H85ZM86 42V43H87ZM128 42V41H127ZM144 42V43H143ZM91 43H94V42H91ZM90 43V44H91ZM128 43H130V41L128 42ZM69 44H73V43H71L70 41H69ZM94 44H96V43H94ZM94 44L92 45V50L96 47V45H95V47H94ZM153 44V43H152ZM75 45V44H74ZM130 45V44H129ZM138 45V44H137ZM154 45V44H153ZM156 45H158V47H156ZM80 47H81V45H80ZM89 47H90V45H89ZM139 47H141V45L139 44ZM75 48H76V46H75ZM78 48V47H77ZM96 48H98V47H96ZM130 48H132V45H131V47ZM142 48H144V47H142ZM155 48H152V49H155ZM129 49V48H128ZM91 50V49H90ZM95 50V49H94ZM132 50V49H131ZM144 50H145V48H144ZM74 51V52H73ZM95 51H97V50H95ZM99 51V50H98ZM97 51V52H98ZM151 51V50H150ZM153 51V50H152ZM156 51V50H155ZM32 52H34V54H32ZM36 52V53H35ZM94 52V51H93ZM145 52V51H144ZM146 52H148V51H146ZM145 52V55H148V53H146ZM207 52V53H206ZM239 52V51H238ZM5 53V54H4ZM7 53V54H6ZM100 53L101 52H99V55H100ZM81 54V55H80ZM95 55L97 54V53H94ZM93 54V55H94ZM210 55H211V53H209ZM208 54V55H209ZM92 55V56H93ZM94 55V56H95ZM145 55H144V57H145ZM157 55H159V56H157ZM209 55V56H210ZM62 56V55H61ZM89 56V55H88ZM133 56V55H132ZM211 56H213V55H211ZM0 57H2V56H0ZM4 57V56H3ZM2 57V58H3ZM9 57V56H8ZM7 57V58H8ZM39 57V58H40ZM49 56H47V58H48ZM59 56H57L56 58H58ZM91 57V56H90ZM99 57V56H98ZM133 57H135V56H133ZM133 57H131L133 60H134V58ZM137 57V56H136ZM135 57V58H136ZM6 58V59H7ZM9 58V59H10ZM33 58V57H32ZM51 58V57H50ZM65 58V57H64ZM64 58H62L63 60L62 61H64ZM209 58H211V57H209ZM215 58H217V57H215ZM218 58V59H219ZM9 59H7V60H9ZM31 59V58H30ZM42 59H45L46 60V58H42ZM92 59V58H91ZM93 59H95V57L93 58ZM136 59H138V58H136ZM135 59V60H136ZM204 59V58H203ZM208 59V58H207ZM1 61L2 60H5V59H0ZM29 60V61H28ZM33 60V59H32ZM50 60V59H49ZM66 60V59H65ZM128 60V59H127ZM132 60V61H133ZM212 60V59H211ZM11 61H10V64H12L11 63ZM12 61V62H13ZM93 61H95V60H93ZM97 61H99V58H98V60ZM131 61V62H132ZM206 61V60H205ZM209 61H210V59H209ZM209 61H207V62H209ZM7 61H5L4 63H6ZM9 62V61H8ZM34 62H37V60L36 61H34ZM44 62V61H43ZM57 62V61H56ZM92 61H90L89 63H91ZM135 61H134V63H136ZM25 63H28V64H26L25 65ZM31 63V62H30ZM46 63H48V62H46ZM66 63V62H65ZM86 63V62H85ZM93 63V62H92ZM95 63H96V61H95ZM136 63V64H137ZM206 63V62H205ZM209 63H211V61L209 62ZM0 66H2V63L0 62ZM6 64H8L9 65V63H6ZM147 64L145 65V66H147ZM190 64H191V66H190ZM207 65H208V63H206ZM7 65V67H9ZM30 65V64H29ZM87 65V64H86ZM86 65H82L83 67H85ZM98 65V64H97ZM154 65V66H153ZM156 65V66H155ZM196 65V64H195ZM198 65V66H199ZM3 66H6L5 64L3 65ZM2 66V67H3ZM14 66H15V64H14ZM89 66V65H88ZM99 66H100V64H99ZM99 66H98V68H99ZM103 66V65H102ZM126 66V65H125ZM188 66H190V67H188ZM197 66V65H196ZM197 66V67H198ZM199 66V67H200ZM7 67H5V69H4V67L2 68V70L4 69V71H2L1 70V68H0V72H3V73H1V75L3 74L4 76H2V81H4V82H2L1 84L3 85V83L5 84V83H7V81H5V80H3V77H5L6 79H9L10 80V78H8V75H9V71L11 70V69H9V71H7L8 70V68ZM30 67V66H29ZM33 67V66H32ZM31 67V68H32ZM101 67V66H100ZM142 67V66H141ZM153 67H155V68H153ZM196 67V68H197ZM199 67H198V69H199ZM210 67V66H209ZM70 68V67H69ZM82 68V67H81ZM86 68L87 67H85V69H84V71H85V73L87 72L86 71ZM96 66H95V70H97L98 69ZM196 68L195 69H193L194 71L196 70ZM226 68V67H225ZM17 69H18V67H17ZM74 69H76V68H74ZM77 69H79V68H77ZM90 69V68H89ZM89 69H88V72L90 73V71H92V73L94 72V74L96 73V75L97 74H99V71L101 72V73H103V71H101V69H98L97 71H93V70H90L89 71ZM91 69H93V66H92V68ZM104 69V68H103ZM110 69V68H109ZM197 69V70H198ZM201 69V68H200ZM203 69V68H202ZM206 69V68H205ZM224 69V68H223ZM227 69H229V68H227ZM23 70H25V69H23ZM27 70V72H28V69H26ZM81 70V69H80ZM83 70V69H82ZM105 70V69H104ZM209 70H210V68H209ZM211 70H213L212 68H211ZM215 70V69H214ZM233 70H231V71H233ZM257 70V69H256ZM22 71V70H21ZM106 71H108V70H106ZM109 71H111V70H109ZM108 71V72H109ZM194 71H192V73H194L195 74V72ZM27 72H25V73H27ZM33 72V71H32ZM98 72V73H97ZM105 72V71H104ZM107 72V73H108ZM148 72V71H147ZM147 72L146 73H144L143 74V76L144 75H146L147 74ZM148 72V73H149ZM198 72V71H197ZM211 72V71H210ZM230 72V71H229ZM240 72V71H239ZM239 72H236V73H239ZM23 73V72H22ZM31 72H29V74H30ZM100 73V74H101ZM106 73V74H107ZM143 73V72H142ZM226 73V72H225ZM247 73V75H250V74H248L249 73V71L248 72H246ZM246 73H244V75L246 74ZM11 74V76H12V72L10 73ZM24 74V73H23ZM91 74V73H90ZM130 74V73H129ZM151 74V73H150ZM200 76H199V75ZM224 74V73H223ZM258 74V75H259ZM262 74H261V76H262ZM1 75H0V77H1ZM26 75H28V73L26 74ZM26 75H24V76H26ZM87 75H89L88 73H87ZM87 75H84V76H87ZM149 75V74H148ZM147 75V76H148ZM208 76H209V73L207 74ZM226 75V74H225ZM90 76H92L93 77V75H89V76H87L88 78L90 77ZM101 77H103V76H105V77H103L102 79L103 80H100L101 78H99L98 80H100L99 82L98 81H96V82H98V85H101V83L106 79V75H100ZM136 76V75H135ZM146 76V77H147ZM150 76H152V74L150 75ZM199 76V77H198ZM204 76V75H203ZM237 76L239 77L240 75L239 74H237ZM236 76V77H237ZM91 77V78H92ZM95 77V76H94ZM93 77V78H94ZM145 76H144V78H146ZM237 77V78H238ZM264 77V76H263ZM262 77V78H263ZM73 78V77H72ZM79 78V77H78ZM88 78H86V79H88ZM92 78V79H93ZM98 78V77H97ZM96 78V79H97ZM109 78V77H108ZM143 78V79H144ZM202 78V77H201ZM206 78V77H205ZM252 78V77H251ZM91 79V80H92ZM148 79H149V77H148ZM11 80H13L12 79V77H11ZM11 80H10V82H11ZM84 80V79H83ZM89 80V83H90V78L88 79ZM150 80V79H149ZM195 80H197V79H195ZM197 80V81H198ZM28 81V80H27ZM25 82V81H23L24 83H29L30 85H28V87H30L31 86V84H32V82L29 80L28 82ZM142 81V80H141ZM12 82H14V81H12ZM31 82V83H30ZM87 82V81H86ZM93 83H96L95 82V80L94 81H92ZM91 82V83H92ZM105 82V81H104ZM103 82V83H104ZM108 81H106V83H107ZM149 82V81H148ZM16 83V82H15ZM14 83V84H15ZM22 83V82H21ZM23 83V84H24ZM74 83H76V82H74ZM91 83L90 84H88L89 85V87L91 86ZM100 83V84H99ZM223 83V82H222ZM11 84H13V83H11ZM10 84V85H11ZM105 84V83H104ZM184 85L185 84V86L183 87V89H181L182 90V93H180V95L182 94V96H181V100H178V99H176V97H177V94L179 93L178 91L179 90H177L176 92H178L177 94H176V92H174L175 90V88L177 87V88H181L182 86L181 85ZM87 85V84H86ZM95 86L97 85V84H94ZM97 85V86H98ZM4 86H6V85H4ZM7 86H9V84L7 85ZM6 86V87H7ZM15 86L16 85H14V88L12 87V89H15ZM20 86V85H19ZM22 86V85H21ZM17 87L18 86H16V89H17ZM22 87H24V88H28V87H25V84H24V86H22ZM88 87V86H87ZM91 87H93V84H92V86ZM189 87L191 88V89H189ZM21 87H19V89H20ZM11 89V88H10ZM11 89V90H12ZM18 89V91H20ZM23 89V88H22ZM91 89V88H90ZM1 90V89H0ZM24 91H26V89H23ZM29 90V89H28ZM31 90V89H30ZM29 90V92H30V95H31V91ZM7 91V90H6ZM9 91V90H8ZM17 91V90H16ZM16 91H14V92H16ZM17 91V93H18V95H19V92ZM210 91V90H209ZM10 92V91H9ZM11 92H13V91H11ZM10 92V93H11ZM14 92L12 93V94H14ZM21 92V91H20ZM27 92V91H26ZM133 92V91H132ZM172 92H174V93H172ZM225 92V91H224ZM21 93H24V92H21ZM28 93V92H27ZM137 94V95H136ZM171 94H173L174 96H172V97H170V95ZM22 95V94H21ZM29 95V97L31 98L32 97V99H33V96H30ZM35 95V94H34ZM70 95V94H69ZM14 96V95H13ZM16 96V95H15ZM71 96V95H70ZM72 96H74L75 97V95H72ZM130 96H132L131 94H130ZM179 96V95H178ZM8 97H10V96H8ZM18 98H19V96H17ZM27 97H28V94L26 95L25 93L23 94V98L22 99H24L25 98V100H23V102H25L26 100H27ZM80 97V96H79ZM194 97V98H195ZM204 97H203V100H204ZM12 98V97H11ZM14 98V97H13ZM16 98V97H15ZM20 98H21V96H20ZM71 98V97H70ZM173 98V99H172ZM201 98V97H200ZM220 98V97H219ZM22 99H20V100H22ZM29 99V98H28ZM76 99V100H75ZM75 99L72 97V99H70V100H72V104L70 103V101H69V104L73 107V106H77L78 105V103L80 102V101H78V103H77V98L75 97ZM79 99V98H78ZM197 99V98H196ZM195 99V100H196ZM227 99V98H226ZM226 99L224 100V101H226ZM19 100V101H20ZM29 100H31V99H29ZM128 100V101H127ZM176 100H178L177 102H176ZM185 100V101H184ZM194 100V99H193ZM202 100V99H201ZM201 100H199V101H201ZM14 101V100H13ZM32 101H34V99L33 100H31V101H27V103H28V105H27V103H26V105L24 106V104H23V107L24 108H28V110H25V111H27L28 112V116H26V118H22L21 119V117H23V116H21V117H19L21 120H20V125L22 124V126H24L26 123L28 124V123H30L31 124V121H30V119L31 118H33L34 116L35 117H37L38 119H39V116H37V112H35V110H34V106L36 107V105H37V107L40 105L39 103V105L38 104H33V103H30V102H32ZM198 101V100H197ZM217 101H218V99L216 98V100L214 101L215 102V104H218L217 103ZM15 102V101H14ZM21 102V101H20ZM46 102V101H45ZM118 102V103H117ZM180 102V103H181ZM202 103H203V101H201ZM22 103V102H21ZM21 103H18V101H17V104H21ZM34 103H35V101H34ZM41 103V102H40ZM51 103V102H50ZM195 103V102H194ZM227 103V102H226ZM12 104V103H11ZM16 104V105H17ZM80 104V103H79ZM169 104H172L171 106L172 107H170V109L168 108V105ZM199 104H200V102H199ZM207 104V103H206ZM14 105V104H13ZM42 105H47V107H48V104H43V102H42V104H41V106ZM82 105V104H81ZM91 105V106H92ZM177 105V108H178V111H177V109H176V111H175V106ZM197 105V104H196ZM203 105H205V104H203ZM208 105V104H207ZM213 104H211V107H213L212 106ZM43 107L44 108V110H45V108L46 107ZM199 106V105H198ZM210 106V105H209ZM41 107V108H42ZM53 107H55L54 105H53ZM53 107H51V106H49L48 108H46V110L47 111H49V112H51L50 114H52L54 111H53V109H55L56 110V107L55 108H53ZM59 107V106H58ZM79 107H81V106H79ZM193 107H194V105H193ZM195 107H197V106H195ZM201 107V106H200ZM40 108V107H39ZM40 108V109H41ZM92 108V109H93ZM96 108H98V109H96ZM185 108V109H186ZM207 108V107H206ZM208 108H210V107H208ZM207 108V109H208ZM22 109V108H21ZM36 109V108H35ZM39 109V110H40ZM59 108H57V110H58ZM73 109V108H72ZM76 109V108H75ZM77 109H79V108H77ZM188 109V108H187ZM192 109V108H191ZM199 109V108H198ZM201 109H202V107H201ZM215 109V108H214ZM24 110V109H23ZM37 110H38V108H37ZM42 111H43V109H41ZM190 110V109H189ZM192 110H194V108L192 109ZM205 110V109H204ZM73 111H74V109H73ZM76 111V110H75ZM74 111V112H75ZM136 111H140V114L139 115H137V116H133V113H135ZM209 111V110H208ZM45 112V111H44ZM57 112V111H56ZM55 112V113H56ZM79 111L77 110V114H79L78 113ZM189 112V111H188ZM212 112H213V110H212ZM40 113H42L41 111L39 112V114ZM46 114H48L47 112H45ZM183 113H184V115H183ZM22 114H24L23 112H22ZM38 114V115H39ZM54 114V113H53ZM76 114V115H77ZM81 114H82V112H81ZM197 114V113H196ZM19 115V114H18ZM41 115V114H40ZM49 115V114H48ZM181 115H183V116H181ZM194 115V116H193ZM198 115V114H197ZM204 115H206L207 116V114H205L204 113ZM202 116V117H205V116ZM42 116V115H41ZM40 116V117H41ZM53 116V115H52ZM58 116V115H57ZM71 116V115H70ZM124 116L122 117V118H124ZM181 116V117H180ZM28 117V118H27ZM34 117V118H35ZM55 117H56V114H55ZM76 117V116H75ZM125 118V120H123L122 118V120L124 121V123H125V121H127L126 119H128V118ZM196 117V120L194 119ZM37 118H35V119H37ZM197 118H199V119H197ZM206 118V117H205ZM50 119H51V117H50ZM55 118H54V116L52 117V120H49V121H47V122H44L43 120H41L40 121V119L38 120V124H37V122H36V124L37 125H39L38 126V128H37V130H38V133H37V135L36 136H38V137H40L41 136V138H42V142H43V146L44 145H46V142H48V139H52V138H50L51 136H52V134L54 135L55 133H54V131L57 129H55V124H54V120ZM133 119H135V121L133 120ZM192 119H194V121L192 122V124H190L189 125V123L192 121ZM208 119V118H207ZM206 119V120H207ZM211 119V118H210ZM209 119V120H210ZM59 119H57L56 121V123H58L59 121H58ZM113 120H115V119H113ZM117 121H112L111 123H113V122H117L118 123V121H119V118L118 119H116ZM129 120V119H128ZM131 120V119H130ZM151 120H153V121H151ZM204 120V119H203ZM208 120V121H209ZM212 120V119H211ZM32 121H34V120H32ZM109 121V120H108ZM131 121V122H132ZM207 121V122H208ZM35 122H34V124H35ZM128 122V121H127ZM127 122H126V124H127ZM213 122V121H212ZM99 123V122H98ZM108 123H110V121L108 122ZM116 123V124H117ZM130 123V122H129ZM133 123V124H134ZM224 123H225V121H224ZM19 124V123H18ZM27 124H26V126H27ZM33 124V125H34ZM70 124V123H69ZM100 124H101V122H100ZM113 124H115V123H113ZM115 124V125H116ZM32 125V124H31ZM53 125H54V127H53ZM109 125H111V126H114V125H112V124H109ZM207 125L208 126H210L209 128H207ZM57 126V125H56ZM71 126V125H70ZM118 126V125H117ZM124 126V125H123ZM132 126V124H130V128H132V129H136V127L134 128L133 126ZM168 126V127H167ZM200 126H201V128H200ZM215 125H213V127H214ZM222 126V125H221ZM29 127V126H28ZM115 127V126H114ZM153 127H154V130H153ZM167 127V128H166ZM178 127H180V126H178ZM183 127V128H184ZM212 127V128H213ZM26 128V127H25ZM166 128V129H165ZM171 128H172V131H169V130H171ZM181 128V127H180ZM216 128V127H215ZM215 128H213V129H215ZM27 129V128H26ZM123 129V128H122ZM201 129V130H202ZM210 131H209V130ZM220 129H221V127H220ZM32 130V129H31ZM97 130V129H96ZM119 130V129H118ZM153 130V131H152ZM130 131V130H129ZM137 131H138V129H137ZM136 131V132H137ZM139 131H141V130H139ZM165 131H160L159 132V136H164V135H167V132H166V134H164L165 133ZM176 131H177V129H176ZM175 131V132H176ZM198 131H200V130H198ZM37 132V131H36ZM56 132V131H55ZM131 132V131H130ZM132 132H135V131H132ZM212 132V131H211ZM35 133V132H34ZM57 133H58V131H57ZM73 133V134H74ZM129 133V132H128ZM138 133V132H137ZM140 133V132H139ZM224 132H222V134H223ZM14 134V133H13ZM93 134V135H92ZM131 136H133L134 135V133H133V135L131 134V133H129ZM142 134V133H141ZM171 134V135H170ZM173 134H175V133H173ZM186 134V133H185ZM187 134H188V132H187ZM205 134H206V132H205ZM130 135H128V136H130ZM136 135V134H135ZM138 135V134H137ZM147 135V134H146ZM149 135V134H148ZM147 135V136H148ZM196 135H198V134H196ZM209 135V134H208ZM208 135H206V136H208ZM219 135V134H218ZM225 135V134H224ZM33 136V135H32ZM127 136V137H128ZM130 136V137H131ZM158 136V137H159ZM200 136V135H199ZM221 136H223V135H220V136H217L216 135V133H215V136L214 135H209V139H212V140H214V145L213 146H210V145H212V144H209V146L206 148L207 149V151H211L212 152V150H213V152H214V150H215V152L214 153H212L211 154V152L209 153V152H207L206 150V153H208V154H206L203 158H202V160L201 161H203V162H201V163H204V165H205V167H203L204 169L205 168H207V170H209V167L211 168V166L213 165V163H217V164H222V162H223V164H225L226 166L228 165L229 167H230V165L232 164H230L229 165V159H231V157L232 156H228L227 155V153H226V155H225V150H223V149H221V150H223L222 152H223V154H222V152H219V149L221 148V146H223L224 147V143L225 142H227V143H229L230 142V140H229V142L228 141H226V139H219ZM226 136V135H225ZM9 137V136H8ZM14 137V136H13ZM34 137H35V135H34ZM33 137V138H34ZM37 137V138H38ZM77 137V136H76ZM95 137V138H94ZM158 137H156L155 138V140L157 141V144L159 145H161L163 142L162 141H164V143L165 144H167V142H168V139H160V138H158ZM168 137V136H167ZM188 138H186V139H189V136H187ZM191 137V136H190ZM194 137H196V136H194ZM194 137H193V142L196 140H194ZM40 138V139H41ZM79 138V137H78ZM192 138V137H191ZM196 138H198V137H196ZM207 138V137H206ZM205 138V139H206ZM225 138V137H224ZM36 139V138H35ZM39 139V140H40ZM66 139V138H65ZM80 139V140H81ZM151 139V138H150ZM200 139V138H199ZM204 139V138H203ZM202 139V140H203ZM229 139V138H228ZM227 139V140H228ZM127 140H128V138H127ZM139 140V139H138ZM154 140V139H153ZM152 140V141H153ZM162 140V141H161ZM171 140V139H170ZM207 140V139H206ZM6 141V140H5ZM41 141V140H40ZM128 141H130V138H129V140ZM172 141V140H171ZM176 141H177V139L176 140H174V142H172V143H174V144H176ZM182 141H184L183 139H182ZM190 141V140H189ZM153 142H155V141H153ZM185 142H187V140L186 141H184L183 143H185ZM202 143H203V141H201ZM206 142V141H205ZM205 142L203 143V145L201 144V146H203L204 147V144H205ZM213 142V141H212ZM41 143V142H40ZM45 143V144H44ZM112 143V142H111ZM196 143V142H195ZM1 144V143H0ZM173 144V145H174ZM206 144H207V142H206ZM42 145V144H41ZM40 145V146H41ZM56 145V144H55ZM65 145H66V143H65ZM67 145H69V144H67ZM66 145V146H67ZM114 145V144H113ZM163 146H161V147H166L164 144H162ZM172 145V144H171ZM199 145V144H198ZM7 146V145H6ZM42 146V147H43ZM59 146V145H58ZM175 146V145H174ZM185 146H187V145H185ZM185 146H183L182 148H184ZM50 147H52V146H50ZM60 147V146H59ZM62 147V146H61ZM60 147V148H61ZM202 147V148H203ZM9 148L10 147H8V150H9ZM55 148V147H54ZM60 148H59V150H60ZM63 148V147H62ZM80 148V147H79ZM82 148V147H81ZM201 148V149H202ZM5 149H7V147H5ZM47 149V148H46ZM69 149V148H68ZM72 149V148H71ZM83 149V148H82ZM8 150H7V152H8ZM45 150V149H44ZM53 150V149H52ZM57 150V149H56ZM58 150V151H59ZM145 150V149H144ZM204 150V148L202 149V150H200L201 152ZM217 150H218V152H217ZM2 151V150H1ZM6 151V150H5ZM46 151V150H45ZM58 151H55L56 153L58 152ZM66 151V150H65ZM159 151H161V149L159 150ZM6 152V153H7ZM9 152H11L10 150H9ZM13 152H14V150H13ZM83 152V151H82ZM146 152H148V153H151V152H149V151H146ZM145 152V153H146ZM12 153V152H11ZM60 153V152H59ZM58 153V155H60ZM68 153V152H67ZM70 153V152H69ZM129 154L131 153V152H128ZM136 153V152H135ZM148 153H146L149 157H150V155L148 154ZM162 153V152H161ZM169 153V152H168ZM199 153V152H198ZM5 154V153H4ZM8 154V153H7ZM6 154V155H7ZM13 154V153H12ZM16 154V153H15ZM64 154V153H63ZM80 154V153H79ZM79 154H78V157H79ZM134 154V153H133ZM133 154H131V155H133ZM201 154H205V153H201ZM200 154V155H201ZM54 155V154H53ZM66 155V154H65ZM71 155V154H70ZM73 156H74V154H72ZM71 155V156H72ZM77 155V154H76ZM143 155V154H142ZM231 155V154H230ZM4 156V155H3ZM63 155H61V157H62ZM82 156V155H81ZM81 156H80V158H81ZM146 156V155H145ZM156 156V155H155ZM169 156V155H168ZM11 157V156H10ZM17 157V156H16ZM60 157V156H59ZM68 157V156H67ZM77 157V156H76ZM138 157V156H137ZM144 157V156H143ZM152 157H154V156H151V159H154V158H152ZM159 157H160V155H159ZM201 157H202V155H201ZM13 158V157H12ZM63 158V157H62ZM65 158V157H64ZM63 158V159H64ZM156 158H158V157H156ZM200 158V157H199ZM11 159V158H10ZM137 159V158H136ZM146 159V160H147ZM170 159V158H169ZM201 159V158H200ZM61 160V159H60ZM70 161V160H69ZM78 161V160H77ZM159 161V160H158ZM55 162V161H54ZM58 162V161H57ZM66 162V161H65ZM169 162H171V161H169ZM169 162L167 163V167H169ZM224 162H229V163H224ZM61 163V162H60ZM81 163V162H80ZM79 163V164H80ZM82 164H84V162L82 163ZM89 164V165H90ZM212 164V165H211ZM215 164H214V166H215ZM222 164V165H223ZM211 165V166H210ZM172 166V165H171ZM231 166H233V165H231ZM78 167V166H77ZM86 167V166H85ZM84 167V168H85ZM88 167V168H89ZM213 167V166H212ZM50 168V167H49ZM57 168V167H56ZM178 168V167H177ZM87 169V168H86ZM89 169V170H90ZM165 169V170H164ZM167 169V170H166ZM212 169V168H211ZM52 170V169H51ZM88 170V169H87ZM89 170H88V172H89ZM206 170V169H205ZM53 171V170H52ZM52 171H50V172H52ZM86 171V170H85ZM91 171V170H90ZM180 171H181V169H180ZM48 172H49V170H48ZM55 172V171H54ZM235 172V171H234ZM53 173V172H52ZM58 173V172H57ZM56 173V174H57ZM206 173V172H205ZM208 173L209 172H207V174L206 175H208ZM47 175V174H46ZM49 175H50V173H49ZM49 175H48V178H49ZM168 175V174H167ZM183 175V176H182ZM184 175L185 174H183V172L180 174V177H181V179H182V181H183V183L185 184V182H187L186 180L184 181L183 179H185L184 178ZM64 176V175H63ZM82 176V175H81ZM45 177V176H44ZM59 178H57V176L55 175V174H52V175H50V180L49 181H46L48 184L46 185V187L45 188H47V194H46V197L47 198H50L49 199V201H52V204L53 203H55V205L56 206H60L59 204H58V202H57V198H54V195H53V193L55 192V191H60L61 190V188H62V186L64 185L63 184V181L62 180H64L63 179V177H62V180H61V176H58ZM65 178V177H64ZM26 179V178H25ZM24 179V180H25ZM45 179H47V177L45 178ZM60 179V180H59ZM66 179V178H65ZM168 179V180H167ZM23 180V181H24ZM27 180V179H26ZM169 180H170V182H169ZM78 181V180H77ZM181 181V182H182ZM26 184H27V182L26 181H24ZM45 182V183H46ZM65 183H67L68 184V182H65ZM72 183V182H71ZM78 184V183H77ZM183 184V185H184ZM17 185H18V183H17ZM66 185V184H65ZM182 185V186H183ZM45 186V185H44ZM78 186V185H77ZM98 186V187H99ZM174 186V187H173ZM185 186L188 188V184H185ZM185 186H183V188L185 189ZM63 187H65V186H63ZM79 188H77V189H81L82 187H80V185L78 186ZM204 187V186H203ZM67 188V187H66ZM75 188V187H74ZM175 188V189H174ZM186 188V189H187ZM4 188H2V187H0V207L2 208V210H0V213H4V214H7V212H8V215H12L13 217H14V219H16V220H18L19 219V223L20 222H23L24 224H25V226H23L22 224L23 223H20V225H22L23 227H25L26 228V231H27V228H28V230H29V232H31L30 233V235L31 234H33V236H31V239H33V238H35L36 240V242L37 243H39V246H40V248L39 249H41V251H40V253L42 252V254H41V257H42V255L43 256H45L46 257V259H47V263L48 264H67L68 262H70L69 260H66V256L63 254V249L65 248L64 246H66L67 245V243L63 246L64 248L62 249V244H61V241L59 240V236L61 237V234H66L67 232H69L68 231V229H69V227H70V225L71 224H74V222H72V221H70V220H68V218H62L61 217V215L62 214H60L61 212H60V210L58 211H56V212H54L53 213V215H54V217H55V224H52V223H50V222H52V221H48V218H50V217H48V218H45V219H47V221L45 222V220L44 221H42V219L41 218H39V215H37V214H35L34 213V211L33 212H31L30 211V209L29 208H27V207H24V206H22V205H20V203L19 204H17V203H14V202H12L8 197H7V194L5 193L6 192V190H3ZM63 189V188H62ZM77 189H76V192H77V196L76 197H80V195H82L81 194V192H84V191H81V192H79V191H77ZM96 189V188H95ZM189 189V188H188ZM187 189V190H188ZM74 190V189H73ZM81 190H83V189H81ZM114 190H117L116 192L118 193L119 192V194H115L116 192H114ZM123 190V191H122ZM180 190V189H179ZM25 191V190H24ZM62 191V190H61ZM61 191H60V193H61ZM122 191V192H121ZM178 191V192H177ZM191 191V190H190ZM75 192V191H74ZM79 192V193H78ZM93 192V191H92ZM121 192V193H120ZM22 193V192H21ZM20 193V194H21ZM68 193V192H67ZM90 193V192H89ZM99 193V192H98ZM127 193V192H126ZM18 194V193H17ZM25 194V193H24ZM123 194V193H122ZM126 196V194L124 193L123 194V196ZM99 196V195H98ZM122 196V195H121ZM120 196V198H122ZM124 196V197H125ZM123 197V198H124ZM119 198V197H118ZM120 198H119V200H120ZM87 199V198H86ZM90 199V198H89ZM88 200V199H87ZM99 200V199H98ZM116 200V199H115ZM14 201V200H13ZM47 201V200H46ZM93 201V200H92ZM118 201V200H117ZM117 201H116V203H117ZM115 202V201H114ZM119 202V201H118ZM43 203V202H42ZM88 203H89V201H88ZM92 203V202H91ZM99 203V202H98ZM90 204V203H89ZM105 204H104V206H105ZM115 203H113V205H114ZM118 204V203H117ZM120 204V203H119ZM118 204V205H119ZM19 205V206H18ZM93 205H95V203L93 204ZM101 205V204H100ZM37 206V205H36ZM75 206V205H74ZM72 207V206H71ZM97 207V206H96ZM114 208H115V206H113ZM31 208V207H30ZM59 208H61V206L59 207ZM93 208V207H92ZM95 208V207H94ZM93 208V209H94ZM101 208V207H100ZM114 208H112L113 210V212H114ZM55 209V208H54ZM72 209H73V207H72ZM118 209V208H117ZM4 210L5 211H7L6 213L4 212ZM29 210V211H28ZM33 210H35L34 208H33ZM51 210V209H50ZM55 211V210H54ZM30 212V213H29ZM36 212V211H35ZM72 212V211H71ZM70 212V213H71ZM93 212V213H94ZM98 212V213H99ZM109 212V211H108ZM119 212V211H118ZM33 213V214H32ZM67 213V212H66ZM73 213V212H72ZM112 213V212H111ZM115 213H116V211H115ZM108 214H110V213H108ZM112 214H114V213H112ZM118 214V213H117ZM116 214V215H117ZM121 214V213H120ZM10 215V216H11ZM67 215V214H66ZM12 216H11V218H12ZM63 216V215H62ZM69 216V215H68ZM76 216V215H75ZM53 217V216H52ZM51 217V218H52ZM64 217H65V215H64ZM75 218V217H74ZM123 218V217H122ZM21 220V221H20ZM50 220V219H49ZM73 220V219H72ZM76 220V219H75ZM83 220V219H82ZM96 220V221H97ZM53 221V222H54ZM119 221H123V219L122 220H119ZM125 221V220H124ZM76 222H78L77 220H76ZM80 223V222H79ZM84 223V224H85ZM87 223H89V225H87ZM91 223V224H92ZM84 224H82V225H84ZM77 226H78V223H77ZM81 226V225H80ZM85 226V225H84ZM129 227V226H128ZM75 228H76V226H75ZM78 228H80V227H78ZM28 232V231H27ZM28 232V233H29ZM149 235V236H148ZM65 236V235H64ZM69 236V235H68ZM174 236V237H173ZM33 237V238H32ZM171 237H173V238H171ZM65 238V237H64ZM33 241H34V239H33ZM119 241V242H120ZM36 242H34L35 244H36ZM120 242V243H121ZM117 243V242H116ZM120 243L118 244V245H120ZM28 244V243H27ZM32 244V243H31ZM124 244H122V245H124ZM117 245V246H118ZM27 246V245H26ZM37 246V245H36ZM100 247H101V245H99ZM99 246H98V248H99ZM127 246H124V247H127ZM106 247V246H105ZM104 247V248H105ZM119 247V246H118ZM122 248L123 247H121V250H122ZM128 249V248H127ZM126 249V250H127ZM131 249V248H130ZM130 249H128L129 251H130ZM133 249V250H134ZM27 250V249H26ZM113 250V249H112ZM120 250V249H119ZM125 250V251H126ZM132 250V249H131ZM102 251V250H101ZM129 251H127V252H129ZM33 252H35V251H33ZM37 252H39V250H37ZM147 252H145V253H147ZM39 253V254H40ZM140 253V252H139ZM144 253V252H143ZM143 253H141V255H143ZM100 254V253H99ZM105 254V253H104ZM101 255V254H100ZM99 255V256H100ZM157 255V254H156ZM74 256V255H73ZM74 256V257H75ZM163 256V257H162ZM24 257V256H23ZM72 257V256H71ZM44 258V257H43ZM45 259V258H44ZM75 259V258H74ZM164 259V260H163ZM192 259V258H191ZM190 259V260H191ZM186 260V259H185ZM189 260V259H188ZM187 260V261H188ZM1 261L3 262V260H1V258H0V264H1ZM45 261V260H44ZM68 261V262H67ZM5 262V261H4ZM97 262H98V260H97ZM166 262H164V263H166ZM186 263V262H185ZM188 263V262H187ZM189 263H191V261H189ZM192 263L193 264H195V262H194V260L192 261ZM4 264V263H3Z\"/></svg>", "mask_w": 264, "mask_h": 264}]
</instances>
